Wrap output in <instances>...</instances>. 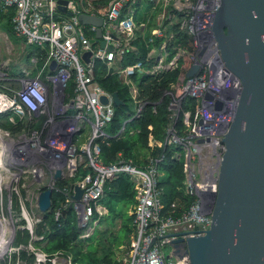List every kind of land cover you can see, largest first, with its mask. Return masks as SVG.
Instances as JSON below:
<instances>
[{
    "label": "built area",
    "instance_id": "1",
    "mask_svg": "<svg viewBox=\"0 0 264 264\" xmlns=\"http://www.w3.org/2000/svg\"><path fill=\"white\" fill-rule=\"evenodd\" d=\"M137 1L0 0V10L5 12L11 7L15 10L12 21L16 35L26 44L46 49L43 63L34 76L28 70L24 71L23 77L11 78L0 65V115L7 114L2 119L4 125L0 124V131L6 138L13 131L26 137L15 156L2 158L0 168L8 166L12 175L29 178V184L24 182L23 186L32 184L40 191L36 196V207L40 193L46 189L64 195L63 205H69L76 214L80 238L93 234L97 223L93 219L95 214L103 216L107 213V208L99 202L108 182L119 175L127 176L133 183L136 202L131 211L130 240L121 248L119 264H190L185 239L175 244L170 240L202 235L206 230L204 225L212 216L221 157L225 151L222 140L225 124L207 120L231 122L241 84L239 77L226 67L212 29L220 0H147L151 11L145 19L136 18L134 5ZM80 14L102 18L100 38L96 37L97 26L82 24ZM150 22L152 26L148 28ZM147 30V42L152 45L147 58L152 59L153 64L146 67L142 61H137L115 69L112 73H116L123 83H127L133 74H158L174 69L186 50L173 46L174 53L170 56L168 44L180 32L191 38L194 52L190 67L197 66L190 76H186L190 67L186 70L179 90L172 83L163 93L170 98L168 109L171 112L165 143L179 148L175 157L183 158L185 190L195 197L187 209L177 214L175 203L166 210L162 201L159 167L164 160L163 154H148L139 164L126 159L121 152L109 163L101 158V144H109L111 138L120 136L125 123L139 116L146 102L134 101V113L117 133L109 135L107 128L115 104L112 94L96 79L94 62L104 63L107 69L114 67L133 49L136 32ZM101 41L105 42L104 47L100 46ZM94 42H97L96 46ZM106 45H111L112 49L107 50ZM86 51H91L89 62L82 58ZM31 59L37 64L41 58L33 56ZM51 61L56 63L54 68L50 67ZM71 80L73 88L69 91ZM102 96L107 97L106 103L101 101ZM188 98L196 101L194 113L183 108ZM180 115L182 131L176 126ZM83 129L86 130V141L78 146L71 142L68 147L70 138L74 136L72 139L76 140L75 135L84 133ZM70 156L80 160L74 169L71 168L76 163ZM82 163L86 172L80 179L60 188L59 182L73 177ZM75 185L82 189L79 199L73 197ZM21 186L16 183L11 188V198L16 196L19 213L15 210L14 213L20 219H26L27 225H12L14 234L18 226L26 228L34 240H40L43 236L35 234L28 213L22 207L27 203L22 193L20 196L17 192ZM52 204L51 198L49 210L58 220L62 216L61 207H52ZM3 220L8 223L5 218ZM28 248L36 255L38 264L46 260L51 264H64L65 261L73 264L70 255L56 252L47 258L33 244Z\"/></svg>",
    "mask_w": 264,
    "mask_h": 264
},
{
    "label": "trees",
    "instance_id": "2",
    "mask_svg": "<svg viewBox=\"0 0 264 264\" xmlns=\"http://www.w3.org/2000/svg\"><path fill=\"white\" fill-rule=\"evenodd\" d=\"M141 4L143 7H141ZM134 6L136 7L135 12H137L136 18L138 19H145L151 11V5L148 4L147 0H138ZM14 13L13 7L5 12L0 10V20L5 21L7 34L11 37H16L12 21ZM122 14L125 15V13ZM150 17L152 18L153 15ZM151 26L152 23L150 22L148 28ZM174 30H176V27H174ZM148 32L149 30L136 32V39L132 41L133 49L126 53L121 62H118L120 67L134 64L137 61H142L146 67L153 64V60L147 58V54L152 47L147 42ZM93 45L96 46L97 42H94ZM173 46H181L186 50L174 69L158 74H133L128 78L127 83H123L116 73L110 71L112 69L108 70L106 65L100 61L94 62L93 69L99 84L111 94L116 92L122 101V104L114 106V115L107 128L109 135L117 133L129 116L134 113V101L146 102L140 115L125 123L124 132L120 136L111 138L109 144H101L102 160L105 163L112 162L121 152L126 159H132L139 164L142 162L140 152L154 155L163 154L164 160L159 167L162 172L159 182L163 188L162 201L166 210L170 208L172 203H175L177 214L187 209L195 197L186 193L185 190L183 158L175 157V153L179 151V148L173 144L165 143L166 127L170 124L171 112L168 109L170 98L163 95V93L170 88L172 83L176 84L177 90H179L183 76L192 63L191 55L194 48L191 38L184 32L172 37L168 44V49L171 52L170 56L174 53ZM33 56L41 58L40 60L44 59L46 49L33 44H26V61L29 62ZM34 73L31 72V75ZM9 76L11 78L23 77L24 72L18 68H13L9 71ZM72 88L73 82L71 80L68 90L71 91ZM195 105L196 101L193 98H188L184 101L183 108L194 113ZM6 115V113L0 115V124L4 125L2 119ZM181 116L176 123L179 131H182L184 127ZM84 172H86V168L82 163L77 167L76 174L73 177L59 182V187L62 188L70 182H76ZM104 195L99 203L105 202L107 215H112L114 219H121L122 224L119 230L125 232L123 237L111 228H102V230L98 229L96 237L92 234L89 237L80 238L73 208L69 205L64 206V195L53 190L51 196L52 207L60 206L62 216L57 220L54 218L52 211L41 212V220L36 223L34 228L36 235L43 236L40 240H34L26 228H17L13 240V246L17 250L9 252L1 264H36V255L28 248L29 244H34L36 248L47 255V258H51L56 252H61L62 255H70L73 264H119V261L113 258L112 248L116 244L119 246L127 245L129 243L127 239L130 240L132 229L127 221L131 222L132 215L127 213V209L136 202L133 183L127 176L119 175L108 182ZM13 199L14 210L19 213L15 195H13ZM112 200L113 202H122L124 208L116 212ZM21 224H24V221ZM39 264H51V261L46 260Z\"/></svg>",
    "mask_w": 264,
    "mask_h": 264
},
{
    "label": "water",
    "instance_id": "3",
    "mask_svg": "<svg viewBox=\"0 0 264 264\" xmlns=\"http://www.w3.org/2000/svg\"><path fill=\"white\" fill-rule=\"evenodd\" d=\"M79 20L96 25V37H101V17L80 14ZM212 29L222 59L239 77L241 88L231 122L207 120L225 124V151L206 230L170 242L185 239L190 264H264V0H220ZM106 49L112 46L106 45ZM90 55L91 51H86L82 58L89 62ZM55 66L51 61L50 67ZM196 69L193 64L186 76ZM112 99L115 105L122 104L116 92ZM101 101L108 99L102 96ZM81 194L82 189L75 185L73 197L79 199ZM51 195V189L40 193V211L49 210Z\"/></svg>",
    "mask_w": 264,
    "mask_h": 264
},
{
    "label": "rangeland",
    "instance_id": "4",
    "mask_svg": "<svg viewBox=\"0 0 264 264\" xmlns=\"http://www.w3.org/2000/svg\"><path fill=\"white\" fill-rule=\"evenodd\" d=\"M34 45V44H33ZM25 55H26V44L25 41L22 37L16 35V37H11L7 34V27H6V23L3 20H0V65L1 67H3V70L8 72L10 70H12L13 68H18L20 70L24 71H31L35 72L34 74H32L33 76L35 74H37L39 68L41 67V62L43 63L42 60H39V62L37 64H35L32 59L28 61H26L25 59ZM120 65L115 64L114 67L108 69L110 71H115V69L119 68ZM2 70V69H1ZM25 74V72H24ZM31 75V76H32ZM84 133L82 134H77L75 136H77L76 140L72 139L74 138L71 137V141L67 142V146L70 147L71 142H74V144L76 146L83 144L86 139H87V134L85 133V129H83ZM25 138L22 134L20 133H11V135L7 138H5L6 140L3 142L4 147L2 150V158L5 155H8L10 157V155L13 154V156L16 155V152L21 149V147L23 146V144L25 143ZM140 156H141V161L145 160L146 157L148 156V153L146 152H140ZM1 158V161H3V159ZM69 158H73V161L76 164H73V168L74 169L76 165H78L80 163V160L78 161L77 157H73L70 156ZM82 161H84V159H82ZM78 163V164H77ZM28 183L30 182L28 177L22 178L20 176H15L11 174V171L8 170V166H5V169L0 168V187L2 188V190H0V202L2 201V204L0 203V214L1 216H3V218H5L6 220H8L9 225H27V220L26 219H20V216H16L14 213V204H13V196L11 198L12 192H11V188L15 186L16 183H20L22 184V186L20 187L21 190H18L17 192L19 193V195L22 193L23 191V197L26 201L27 204H24L25 206L24 209L27 211L28 215L27 218L29 219L30 223L33 224L34 228L36 225V222H38V220H40L41 217V212L39 210L38 207H36V196H38L37 194L40 191L35 190L34 185H29V186H23V183ZM27 184V185H28ZM45 184H47V182H45ZM21 196V195H20ZM105 196V195H104ZM12 199V207L10 209V201L9 199ZM102 203V202H101ZM112 203L115 206L116 212H118L119 210L123 209V203L122 202H113ZM104 206L106 205L105 202L102 203ZM101 204V205H102ZM108 211L106 214H104L103 216H99V215H95L93 217L94 220H97V223L94 225V231H93V235L94 237L97 236V231L98 229L101 228L102 225H104V223H106L112 230L117 231V233H119L121 235V237L124 236L125 232L123 230H119L117 229L118 226V220L119 218H113L112 215H107ZM22 221H24V224H21ZM5 226V225H4ZM12 226V228H14ZM114 227V228H113ZM7 228V226H6ZM5 227H0V234L4 235L5 238L8 237V233ZM18 228V226H16V229ZM102 230V228H101ZM6 231V232H5ZM80 231V230H79ZM12 233H14L13 229H12ZM13 240H14V236L6 243L5 248H1L0 247V264L2 262V260L5 258V256H7V254L11 251H15L17 249H15L16 247L13 246ZM123 241V240H122ZM127 241H129L127 239ZM9 243V244H8ZM126 243V242H125ZM124 244V243H123ZM34 245V244H33ZM122 247L119 246L118 244L113 245V258L118 260L120 257H122ZM169 248L166 247L165 251L168 252ZM39 257L37 256V259ZM36 264L37 261H36Z\"/></svg>",
    "mask_w": 264,
    "mask_h": 264
},
{
    "label": "bare ground",
    "instance_id": "5",
    "mask_svg": "<svg viewBox=\"0 0 264 264\" xmlns=\"http://www.w3.org/2000/svg\"><path fill=\"white\" fill-rule=\"evenodd\" d=\"M5 138H6V136L2 133V131H0V163H1V158H2V150H3V147H4L3 142L6 140ZM6 226H7V228H6ZM0 227H5L6 230H7V233H8V237L7 238H5L4 235L0 234V247L4 249L5 246H6L7 240L9 241L14 236V233H12V229H13L12 226L5 223V221L3 220L1 214H0Z\"/></svg>",
    "mask_w": 264,
    "mask_h": 264
},
{
    "label": "crops",
    "instance_id": "6",
    "mask_svg": "<svg viewBox=\"0 0 264 264\" xmlns=\"http://www.w3.org/2000/svg\"><path fill=\"white\" fill-rule=\"evenodd\" d=\"M132 207H133V205H131V206L127 209V213H128L129 215H131ZM127 223H129V225H131V222H130V221H129V222L127 221ZM121 224H122V223H121V219H119V220H118V226H117V229L120 228ZM108 227H109V226H108L106 223H104V225L101 226V228H103V229H104V228H108ZM101 228H100V229H101ZM113 228H114V227H113ZM113 231H114V230H113ZM120 246L122 247L123 245H120Z\"/></svg>",
    "mask_w": 264,
    "mask_h": 264
},
{
    "label": "flooded vegetation",
    "instance_id": "7",
    "mask_svg": "<svg viewBox=\"0 0 264 264\" xmlns=\"http://www.w3.org/2000/svg\"><path fill=\"white\" fill-rule=\"evenodd\" d=\"M219 4H220V2H219ZM222 57V56H221ZM224 61V60H223ZM236 75V74H235ZM237 76V75H236ZM238 77V76H237Z\"/></svg>",
    "mask_w": 264,
    "mask_h": 264
}]
</instances>
